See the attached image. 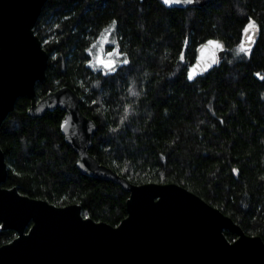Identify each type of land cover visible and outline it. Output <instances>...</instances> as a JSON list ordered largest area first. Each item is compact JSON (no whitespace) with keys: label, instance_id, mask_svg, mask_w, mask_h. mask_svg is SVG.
<instances>
[{"label":"trees","instance_id":"obj_1","mask_svg":"<svg viewBox=\"0 0 264 264\" xmlns=\"http://www.w3.org/2000/svg\"><path fill=\"white\" fill-rule=\"evenodd\" d=\"M250 23L261 35L238 52ZM35 32L49 52L36 96L62 85L79 94L97 123L90 151L100 162L134 183H179L264 239V0L185 8L159 0H47ZM210 37L226 42V56L190 81L196 48ZM29 106V97H19L0 124L3 185L56 205L80 203L84 215L118 224L129 192L80 170L61 130L63 109L34 117ZM16 235L0 229V245Z\"/></svg>","mask_w":264,"mask_h":264},{"label":"water","instance_id":"obj_2","mask_svg":"<svg viewBox=\"0 0 264 264\" xmlns=\"http://www.w3.org/2000/svg\"><path fill=\"white\" fill-rule=\"evenodd\" d=\"M46 1L0 0V124L21 96L30 98L28 113L34 117L63 109L61 130L78 154V167L127 190V215L113 225L84 215L80 203L56 205L21 193L16 186H4L8 168L0 147L1 228L17 231L0 245V264H264L262 236L247 234L197 193L176 182L134 183L100 162L90 151L97 123L83 112L81 97L71 86L62 85L37 98L36 83L46 78L49 52L35 24ZM159 1L166 7L185 8L202 7L212 0ZM251 24L254 28L247 25L240 41L246 50L261 35L260 26ZM209 41L221 48H213ZM226 51L227 44L220 38L199 43L188 79L193 68L197 74L190 81L220 66ZM212 52L218 62L206 67ZM225 230L235 233V238L230 240Z\"/></svg>","mask_w":264,"mask_h":264},{"label":"snow or ice","instance_id":"obj_3","mask_svg":"<svg viewBox=\"0 0 264 264\" xmlns=\"http://www.w3.org/2000/svg\"><path fill=\"white\" fill-rule=\"evenodd\" d=\"M166 2H167V3H172L173 0H166ZM175 2H176V0H175ZM113 27H114V25H113ZM248 28H249V29H252V28H254V25L250 23V24L248 25ZM113 43H114V41H113ZM209 45L212 46V47L215 48V49H220V48H221V45L218 44V43H216V42H214V41H209ZM244 51H245V48H244L243 46H241V47L238 49V52H244ZM207 52H208V49H205V53H207ZM209 56H210V63H207V64H206V67H210L211 64H213V63H217V62H218L217 59H216V57H215V53H214V52L210 53ZM203 60H204V56L202 55V62H203ZM123 62L126 63V60L123 61ZM100 63L104 64L105 67H107V68L109 69V71L114 70V63H113V61H111V60H109V61H107V62H105V61H100ZM206 67L203 68V69H201V70H202V71H203V70H206ZM196 74H197V70H196V68H193L192 71H191V73L189 74V79H192L193 76H195Z\"/></svg>","mask_w":264,"mask_h":264},{"label":"clouds","instance_id":"obj_4","mask_svg":"<svg viewBox=\"0 0 264 264\" xmlns=\"http://www.w3.org/2000/svg\"><path fill=\"white\" fill-rule=\"evenodd\" d=\"M176 2L177 3H180V2H183V3H186V4H191V3H194V0H176ZM164 3L165 4H168L167 2H166V0H164ZM96 45H92V47H95ZM90 51V49L89 48H86L85 49V52H89ZM126 63H127V61H126ZM99 82L97 81L96 82V84H98ZM95 86V85H94ZM131 94L132 95H136V93L134 92V91H132L131 92ZM130 107V106H129ZM127 112H128V108L126 107V109H125V113L127 114ZM123 123V118L121 119V124ZM117 129L116 128H112V127H110L109 128V131H116Z\"/></svg>","mask_w":264,"mask_h":264},{"label":"rangeland","instance_id":"obj_5","mask_svg":"<svg viewBox=\"0 0 264 264\" xmlns=\"http://www.w3.org/2000/svg\"><path fill=\"white\" fill-rule=\"evenodd\" d=\"M104 48H106V45H99V50H98V53H97V56L101 57L102 55H104Z\"/></svg>","mask_w":264,"mask_h":264},{"label":"flooded vegetation","instance_id":"obj_6","mask_svg":"<svg viewBox=\"0 0 264 264\" xmlns=\"http://www.w3.org/2000/svg\"><path fill=\"white\" fill-rule=\"evenodd\" d=\"M31 224H32V223H31ZM0 229H2V228H1V223H0ZM15 231H16V230H15Z\"/></svg>","mask_w":264,"mask_h":264}]
</instances>
